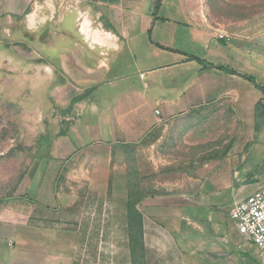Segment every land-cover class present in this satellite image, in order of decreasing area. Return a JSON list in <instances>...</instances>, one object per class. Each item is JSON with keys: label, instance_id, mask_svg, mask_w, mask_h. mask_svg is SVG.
<instances>
[{"label": "crops", "instance_id": "crops-1", "mask_svg": "<svg viewBox=\"0 0 264 264\" xmlns=\"http://www.w3.org/2000/svg\"><path fill=\"white\" fill-rule=\"evenodd\" d=\"M0 38L6 72L22 75L7 99L28 105L33 45L41 105L73 116L50 197H0V264H63L60 237L46 244L62 233L73 264H264L229 217L264 186V15L225 25L195 0H0Z\"/></svg>", "mask_w": 264, "mask_h": 264}, {"label": "rangeland", "instance_id": "rangeland-1", "mask_svg": "<svg viewBox=\"0 0 264 264\" xmlns=\"http://www.w3.org/2000/svg\"><path fill=\"white\" fill-rule=\"evenodd\" d=\"M195 1L204 4L206 15L214 24L230 25L264 15V0ZM44 12L43 9L32 7L27 14L42 16ZM6 44L9 42L0 40V52H4ZM12 46L15 51L23 49L19 43ZM24 51L30 54L31 58L26 59V62L32 65L26 75L29 90L26 89L23 93L24 98L29 99L26 106L13 104L7 99V80L22 75L7 73L4 67L7 60L5 57L0 59L3 66V71L0 72V180L3 179L0 181V197H50L54 186L49 179L53 178L56 168L59 169L73 158V116L69 113L63 114L68 103L59 106L50 98L45 106L41 105L44 101V88H39L42 86L39 79L46 75H39L37 71L40 60L34 46L26 47ZM64 98L66 102L68 96ZM228 125L226 123V127L222 129L223 137L229 130ZM67 130V137L59 138V134ZM55 141L62 144L61 157H57L59 159L53 160L48 166L45 163L43 169L37 170L38 157L42 165L44 157L60 154L57 150L52 152ZM6 177L8 183H5ZM29 179L32 182L28 185ZM52 237L54 238H47L46 244L53 245V240L56 239L57 242L60 237L63 244V264H73V233L55 234Z\"/></svg>", "mask_w": 264, "mask_h": 264}, {"label": "built area", "instance_id": "built-area-1", "mask_svg": "<svg viewBox=\"0 0 264 264\" xmlns=\"http://www.w3.org/2000/svg\"><path fill=\"white\" fill-rule=\"evenodd\" d=\"M231 38L226 34H215L217 40L229 42ZM229 217L236 224L239 234L256 249L258 257L264 260V186L236 203Z\"/></svg>", "mask_w": 264, "mask_h": 264}, {"label": "trees", "instance_id": "trees-1", "mask_svg": "<svg viewBox=\"0 0 264 264\" xmlns=\"http://www.w3.org/2000/svg\"><path fill=\"white\" fill-rule=\"evenodd\" d=\"M73 105V99L71 100V106Z\"/></svg>", "mask_w": 264, "mask_h": 264}]
</instances>
